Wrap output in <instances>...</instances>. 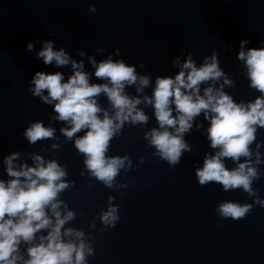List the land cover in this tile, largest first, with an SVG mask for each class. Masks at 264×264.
Segmentation results:
<instances>
[{
    "label": "water",
    "instance_id": "1",
    "mask_svg": "<svg viewBox=\"0 0 264 264\" xmlns=\"http://www.w3.org/2000/svg\"><path fill=\"white\" fill-rule=\"evenodd\" d=\"M45 40L82 62L89 83L107 82L94 75L89 57L96 62L109 56L121 59L138 76L148 77L140 92L138 81L124 86L125 94L140 98L135 107L147 119L124 121L109 139L105 155H126L130 161L118 170L111 187L90 175L84 154L74 145L86 129L66 137L60 129L69 125L55 118L52 103L31 92L35 71H60L65 80L72 73L71 64H45L36 56ZM241 40L246 41L245 50L264 48V0H0V179L12 178L4 164L12 152L18 153L17 167L21 162L34 165L33 155L61 165L66 173L62 179L68 183L58 192V207L61 215L65 208L74 214L61 230L71 227L84 233L92 248L86 264H264V206L258 202L264 199V127L255 126L248 157L221 158L227 169L245 160L255 167L251 193L240 186L224 189L218 181H198L195 170L219 147L210 144V121L203 110L183 133L188 148L174 164L156 154L145 136L158 122L143 97L151 98L156 78L174 77L189 55L199 67L215 52L223 72L216 80L200 82L201 95L211 84L236 103L260 96L237 56ZM225 78L231 83H224ZM96 101L112 114L103 91ZM35 121L52 127L53 135L29 142L23 132ZM225 201L251 208L242 218L222 217L217 206ZM109 205L117 206L118 215L111 226L100 219ZM46 232L40 229L34 236ZM28 246L23 240L18 245L23 259Z\"/></svg>",
    "mask_w": 264,
    "mask_h": 264
},
{
    "label": "clouds",
    "instance_id": "2",
    "mask_svg": "<svg viewBox=\"0 0 264 264\" xmlns=\"http://www.w3.org/2000/svg\"><path fill=\"white\" fill-rule=\"evenodd\" d=\"M90 9L95 10L91 5ZM245 43V40L240 41L237 56L246 65L250 84L261 93L247 104L234 102L228 94L220 88L214 89L211 84L200 94V82L216 80L223 75L215 52L205 57L199 67L189 55L174 77H157L151 98L144 96L143 100L152 104L158 122V127L145 133L148 142L155 146L156 154L170 164L177 162L181 151L188 148L182 135L190 128L193 116L203 110L205 118L210 121L207 129L210 144L219 147L214 154L206 155L202 166L195 170L198 181L201 184L218 181L224 189L240 186L251 193V180L257 175L255 167L245 160L235 168L227 169L221 159L231 157L235 161L241 155L248 157V144L254 138L255 126L264 127V48L245 50ZM26 47L31 50L33 45L28 43ZM79 54L83 55L82 52ZM36 56L45 64H71L72 73L66 80L60 71H35L31 77V92L52 103L57 114L55 118L69 125L60 129L66 137H73L78 130L86 129L83 135L74 139V145L84 154V165L90 175L111 187L118 170L130 161L126 155H105L109 139L119 132L124 121L135 123L147 119L135 107L140 98L129 97L124 86L138 81L136 91L140 92L141 86L148 84V77L138 76L134 67L121 59L114 61L109 56L96 62L89 57V62L95 65L94 75L107 80L105 83H89V74L82 70L83 63L71 60L63 48L53 49L50 40L43 41ZM224 83L231 81L225 78ZM43 90H47L46 94ZM102 91L114 109L111 115L96 101ZM173 111L175 116L171 114ZM53 131L52 127L35 121L25 128L23 135L29 142H34L38 138L51 137ZM16 156L18 153L12 152L4 157L6 172L12 178L0 179V264H17V261L22 264H86L85 256L91 254L92 248L83 239L84 233L71 227L61 230L65 221L74 215L66 208L61 215L58 206L62 201L56 199L58 192L68 183L62 179L66 175L64 168L55 160H43L40 155L32 156L34 165L21 162L17 167L14 163ZM258 202L264 206V199ZM250 208V204L225 201L217 206V211L222 217L235 219L242 218ZM100 219L104 224L113 225L118 219L117 206L109 205ZM40 229H47L46 234L34 236ZM34 239L36 242L32 243ZM21 240L29 242L27 259L19 255Z\"/></svg>",
    "mask_w": 264,
    "mask_h": 264
}]
</instances>
